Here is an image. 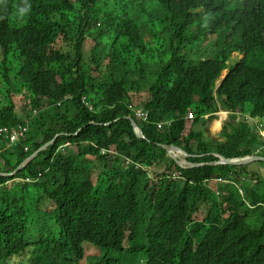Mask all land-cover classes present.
I'll return each instance as SVG.
<instances>
[{"label": "trees", "instance_id": "obj_1", "mask_svg": "<svg viewBox=\"0 0 264 264\" xmlns=\"http://www.w3.org/2000/svg\"><path fill=\"white\" fill-rule=\"evenodd\" d=\"M21 127L0 173L59 137L0 175V264H264V161L209 166L264 157V0H0V129Z\"/></svg>", "mask_w": 264, "mask_h": 264}, {"label": "water", "instance_id": "obj_2", "mask_svg": "<svg viewBox=\"0 0 264 264\" xmlns=\"http://www.w3.org/2000/svg\"><path fill=\"white\" fill-rule=\"evenodd\" d=\"M127 119L131 122V125L134 129L135 134H137V136L141 139H145V135L143 133L142 130H140V128L138 127V125L136 124V122L131 119L130 117H127ZM59 137L56 136L54 140H52L51 142L47 143L45 146H43L42 148H40L39 150H37L36 152H34L28 159L25 160V162L20 165L17 170L13 173L10 174H4V173H0V175L2 176H6V177H13L16 176L23 168H25V166H27L30 162H32L33 160L36 159V157L44 150H46L47 148H49L50 146H52L55 141L57 140V138ZM168 154V156L170 157L171 160H173L174 162H176V164L182 168V169H196V168H201L204 167V165H193L190 164L187 159L190 157L187 153H185L184 151H182L181 149L174 147V146H167L164 144L160 145ZM183 157V158H182ZM215 158H217L219 160V162L217 164H210L209 166H236V167H241V166H247L253 163H257V161H264V157H260V156H256V157H249V158H244V159H239V160H226L225 158L219 156V155H214Z\"/></svg>", "mask_w": 264, "mask_h": 264}, {"label": "rangeland", "instance_id": "obj_3", "mask_svg": "<svg viewBox=\"0 0 264 264\" xmlns=\"http://www.w3.org/2000/svg\"><path fill=\"white\" fill-rule=\"evenodd\" d=\"M243 59V56L240 54H234L232 57V61L230 62L229 65L234 66L235 63H238L239 61H241ZM229 66V67H231ZM229 71H226L223 76L221 81L219 82L218 86L221 84V82L225 79V77L228 75ZM224 116V120H222V117ZM230 114L226 113V112H219V114L216 115V120L211 121L206 127H200L201 129H204V131L206 132V138L210 139V140H214V141H220L222 140V134H223V130L224 128L227 126V124L231 123V119H230ZM209 118L207 117V120ZM223 123H222V122ZM217 122H220V128L217 129L216 125ZM183 158V157H182ZM252 189H255L256 187H251ZM32 203L33 201L31 200L30 202H28V206L32 207ZM39 236L38 232L35 231L33 233V235L31 236V238L33 240H36L37 237ZM22 262H7L6 264H21ZM87 263V262H86Z\"/></svg>", "mask_w": 264, "mask_h": 264}, {"label": "built area", "instance_id": "obj_4", "mask_svg": "<svg viewBox=\"0 0 264 264\" xmlns=\"http://www.w3.org/2000/svg\"><path fill=\"white\" fill-rule=\"evenodd\" d=\"M83 102L90 108V110L93 109V107L89 105L85 97L83 99ZM134 113L137 116V118H139L142 122H147L148 114L146 111L142 109H138V110H134ZM189 120H194V117L190 116ZM172 125H173L172 121L160 123L159 129L165 130L167 128H170ZM28 132H29V128L27 127H21L19 131H16L14 133H10L7 128H2L0 129V138L6 141L7 146L12 147V146H15L20 140H25ZM26 151H28L27 148H26ZM0 152H1V149H0ZM174 178H176V176H174ZM27 181L29 182L30 180L28 179Z\"/></svg>", "mask_w": 264, "mask_h": 264}, {"label": "bare ground", "instance_id": "obj_5", "mask_svg": "<svg viewBox=\"0 0 264 264\" xmlns=\"http://www.w3.org/2000/svg\"><path fill=\"white\" fill-rule=\"evenodd\" d=\"M222 120H224V116L222 117ZM221 122H222V121H221ZM222 123H223V122H222ZM220 125H221V123H220V122H217V125H216L217 129L220 128Z\"/></svg>", "mask_w": 264, "mask_h": 264}, {"label": "clouds", "instance_id": "obj_6", "mask_svg": "<svg viewBox=\"0 0 264 264\" xmlns=\"http://www.w3.org/2000/svg\"><path fill=\"white\" fill-rule=\"evenodd\" d=\"M228 74H229V72H228ZM227 76H228V75H227ZM227 76H226V77H227ZM226 77H225V78H226Z\"/></svg>", "mask_w": 264, "mask_h": 264}, {"label": "crops", "instance_id": "obj_7", "mask_svg": "<svg viewBox=\"0 0 264 264\" xmlns=\"http://www.w3.org/2000/svg\"><path fill=\"white\" fill-rule=\"evenodd\" d=\"M254 164V163H253Z\"/></svg>", "mask_w": 264, "mask_h": 264}]
</instances>
